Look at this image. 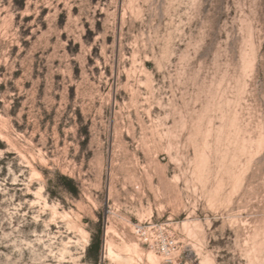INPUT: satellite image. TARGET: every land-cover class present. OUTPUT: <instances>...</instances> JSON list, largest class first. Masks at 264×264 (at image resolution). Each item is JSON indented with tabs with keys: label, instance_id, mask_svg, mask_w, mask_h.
Wrapping results in <instances>:
<instances>
[{
	"label": "rangeland",
	"instance_id": "374dc122",
	"mask_svg": "<svg viewBox=\"0 0 264 264\" xmlns=\"http://www.w3.org/2000/svg\"><path fill=\"white\" fill-rule=\"evenodd\" d=\"M0 264H264V0H0Z\"/></svg>",
	"mask_w": 264,
	"mask_h": 264
},
{
	"label": "built area",
	"instance_id": "2783aa9c",
	"mask_svg": "<svg viewBox=\"0 0 264 264\" xmlns=\"http://www.w3.org/2000/svg\"><path fill=\"white\" fill-rule=\"evenodd\" d=\"M156 228L157 227L154 225L144 226L138 224L134 227V230L136 234L139 235L140 239L143 240V242H145L146 244H148L149 247L160 250L163 254H169L170 251L173 249V242L162 243L161 245H159L158 242H156L151 237L153 235L152 233L157 231Z\"/></svg>",
	"mask_w": 264,
	"mask_h": 264
},
{
	"label": "bare ground",
	"instance_id": "6f19581e",
	"mask_svg": "<svg viewBox=\"0 0 264 264\" xmlns=\"http://www.w3.org/2000/svg\"><path fill=\"white\" fill-rule=\"evenodd\" d=\"M84 233V232H83ZM86 233V232H85ZM148 257H150V255L148 256ZM153 260H155V258L154 257H151ZM149 259V258H148ZM149 262H151V261H149Z\"/></svg>",
	"mask_w": 264,
	"mask_h": 264
}]
</instances>
